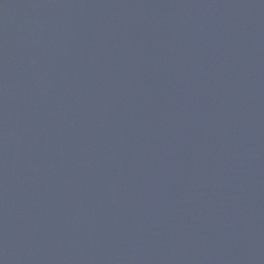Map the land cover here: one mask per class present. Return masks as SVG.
<instances>
[{
    "label": "water",
    "instance_id": "water-1",
    "mask_svg": "<svg viewBox=\"0 0 264 264\" xmlns=\"http://www.w3.org/2000/svg\"><path fill=\"white\" fill-rule=\"evenodd\" d=\"M0 264H264V0H0Z\"/></svg>",
    "mask_w": 264,
    "mask_h": 264
}]
</instances>
